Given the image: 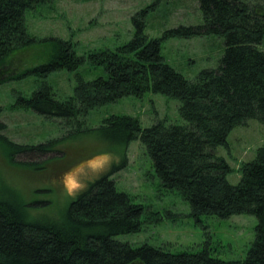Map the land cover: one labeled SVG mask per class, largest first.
I'll use <instances>...</instances> for the list:
<instances>
[{"label":"trees","instance_id":"1","mask_svg":"<svg viewBox=\"0 0 264 264\" xmlns=\"http://www.w3.org/2000/svg\"><path fill=\"white\" fill-rule=\"evenodd\" d=\"M40 0H0V71L16 52L39 41L26 24V13ZM203 24L166 31L159 39L146 33L147 11L137 13L135 36L118 52L94 51L90 60L103 66L106 78L80 80L73 95L56 99L51 85H43L30 99L20 96L13 108L27 106L45 117L58 118L64 126L86 124L89 114L125 97L142 98L149 92L180 101L184 124L167 119L143 128L137 117L111 116L100 133L122 136L123 147L140 140L154 162L163 186L176 190L191 207L195 218L227 219L249 214L258 221L256 240L242 261H224L210 250L174 254L168 247L148 244L133 247L116 237L137 233L144 208L117 189L112 176L121 168L89 183L72 197L60 218L35 217L40 202L27 201L0 175V264H264V146L256 158L242 165L238 185L228 181L233 171L217 155L228 147V137L238 126L257 120L264 125V0H199ZM223 37L226 52L216 69L205 70L191 81L170 66L163 56V42L170 38ZM47 63L0 80L36 74L46 78L60 70L80 67L77 44L51 40ZM0 107V151L14 167L33 169L38 164L17 161L19 156L45 157L54 153L57 140L21 145L6 135ZM154 217V216H153ZM160 218L154 221H160Z\"/></svg>","mask_w":264,"mask_h":264},{"label":"rangeland","instance_id":"2","mask_svg":"<svg viewBox=\"0 0 264 264\" xmlns=\"http://www.w3.org/2000/svg\"><path fill=\"white\" fill-rule=\"evenodd\" d=\"M147 11L145 33L150 39L162 38L166 31L180 26L203 24L199 0H40L26 13L29 33L42 41L16 52L0 71V80L7 79L49 61L51 40L61 39L77 44L85 62L74 70L60 69L46 78L30 74L19 80L0 84V107L5 135L21 145H40L57 140L54 153L45 157L19 156L17 161L38 164L33 169L9 164L0 151V175L18 189L27 201L40 202L35 217L60 218L72 197L89 183L125 162L112 179L119 191L144 208L139 232L121 235L117 240L139 247H168L177 254L210 250L224 261H242L256 240L259 224L255 216L242 214L221 219L216 216L195 218L187 201L176 191L163 186L154 162L140 140L123 147L122 136L100 133L111 116L129 115L140 119L143 128H150L167 119L184 124L179 100L149 92L142 98L125 97L92 111L86 124L76 122L64 126L61 119L45 117L23 106L13 108L20 96L30 99L48 83L56 99L64 101L73 95L80 80L90 82L106 78L103 66L94 64L89 54L94 51L118 52L135 36L134 16ZM264 52V40L260 45ZM163 56L168 64L193 81L200 73L216 69L226 52L223 37L217 35L170 38L163 42ZM228 147L221 146L223 157L233 171L228 176L232 185L241 180V167L252 162L264 146V125L257 120L236 127L228 137ZM154 216V217H153ZM161 217L160 221H154Z\"/></svg>","mask_w":264,"mask_h":264}]
</instances>
